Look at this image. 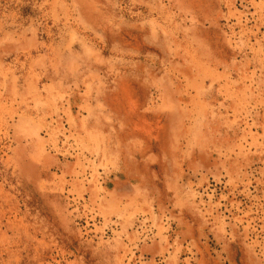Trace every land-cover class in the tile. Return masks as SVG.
<instances>
[{
  "label": "rangeland",
  "instance_id": "rangeland-1",
  "mask_svg": "<svg viewBox=\"0 0 264 264\" xmlns=\"http://www.w3.org/2000/svg\"><path fill=\"white\" fill-rule=\"evenodd\" d=\"M0 264H264V0H0Z\"/></svg>",
  "mask_w": 264,
  "mask_h": 264
}]
</instances>
